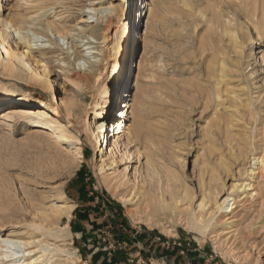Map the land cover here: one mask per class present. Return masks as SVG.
<instances>
[{
	"label": "rangeland",
	"instance_id": "rangeland-1",
	"mask_svg": "<svg viewBox=\"0 0 264 264\" xmlns=\"http://www.w3.org/2000/svg\"><path fill=\"white\" fill-rule=\"evenodd\" d=\"M138 15L139 0H0L2 18L33 27L37 50L16 54L24 69L0 57V86L8 91L0 92V236L60 245L42 264H143L145 253L154 264L156 255L139 253L138 245L157 237L183 250L194 243L202 252L185 254L199 263L206 253L211 264H264V175L251 173L264 156V0H159L148 62L135 84L130 40ZM88 24L96 27L88 49L93 71L79 82L69 74H85L88 63L79 67L68 54L74 39L87 42L77 35ZM1 31L13 41L10 29ZM113 43L122 73L108 102L110 123L137 130L130 141L122 132L101 170L113 125L104 142L89 141L87 119L110 79ZM52 93L60 116L38 118L34 103ZM22 94L34 101L29 112L3 119L6 104ZM121 100L137 114L117 115ZM33 120L66 138L33 132ZM246 183L253 189L244 192ZM186 190L191 202L183 201ZM123 193L133 201L124 203ZM229 195L232 212L218 208ZM64 199L72 210L57 217ZM189 215L210 223L205 234L188 229ZM226 216L233 231L222 234ZM48 228L65 229V239L56 241ZM31 248L41 255L40 246Z\"/></svg>",
	"mask_w": 264,
	"mask_h": 264
},
{
	"label": "bare ground",
	"instance_id": "bare-ground-1",
	"mask_svg": "<svg viewBox=\"0 0 264 264\" xmlns=\"http://www.w3.org/2000/svg\"><path fill=\"white\" fill-rule=\"evenodd\" d=\"M125 1L126 0H120V5H123ZM158 9H159V0H139V15L137 20L138 23L135 24L133 27L134 34L130 40V45L133 49L132 52L133 58L136 54L135 58L133 59V63L131 65L132 78L135 84H137L142 78L148 62V47H147L148 38L152 28L153 20L157 15ZM91 10L94 12L97 11L96 8H91ZM87 22H90V20H87ZM1 27L10 29L11 33L13 34L12 37L14 38L13 41H8V36H9L8 32L1 31ZM32 28L33 27L24 30V27L20 22H18V20H15L14 18H2L0 16V36L4 41L2 42L0 40V57L5 56L4 58L6 61L5 66H7L8 68L24 69L22 64H24L25 61L20 57H16V54L20 53L21 55H23L25 51L29 55L31 54V52L37 51L36 49H34V46L32 44L33 40L31 36L36 35L35 31H33ZM95 28H96L95 26L88 24L87 28H83L82 32L78 33L77 36L80 38L87 39V42L84 41V39L83 40L74 39L73 41L70 42L71 51L68 54L70 62H73L75 65L79 67L88 63L86 64L85 74L77 73L74 71H72L69 74L72 79H75L79 82L89 81L90 78L89 73L93 71V65L91 64L89 65L88 59L91 54L88 49L92 48L89 45L97 43V40L94 37ZM49 41H51V43H54V41L52 40ZM8 42H10L9 44L13 46H9ZM110 51H111L110 54L111 70L109 69V73H111L110 79L106 83H104V85L99 89L97 93L96 101L93 106V113L95 114V117L87 119V137L89 141L96 139L100 143L102 142V140L104 142V140L107 139L106 133H104L106 132V127L108 126V124L113 125L114 132L113 135L111 136V143H109L110 148L107 153L102 155L100 160L101 170H103L105 167L106 159L104 157L113 158L115 156V152L118 148L122 132L124 131L127 139L130 141L135 136L137 130L134 124H129V126L126 127L125 130H123L121 127L122 122H120L119 120H116L113 124L112 121L110 123L109 117L111 112L108 102L110 98H113V84L116 81L117 77L122 73L121 65H120L122 54H120L118 45H116V43H113ZM36 57H37L36 60L38 62H41L40 58L38 56ZM2 91H6V90L0 86V92ZM56 99H57L56 95L52 93V98H48V102H46L45 104H36L34 103L33 99L28 98L25 94L19 95V97H17L16 100L10 101L6 104V107L2 112L3 113L2 118L15 119L25 116L26 113L29 112L30 108H32L29 105L33 103L37 105V107L35 108V116H37L40 119H47L49 117H53L52 113H56L58 116H60L61 111L58 104L55 103ZM119 106H120V110L117 113V115L125 116L127 115L126 112H129L130 109L133 115L137 114L136 108H133V105L130 104L128 100H121ZM33 121L35 123L34 126L35 129L33 130V132L47 131L48 133L47 135H49V137L51 138L52 137H54L55 139L66 138V135L63 132H58L49 129L47 122L41 120H33ZM106 146H108V144ZM256 164L259 166H257L254 169H251V173H253V176L254 174L257 173H261L262 175H264V156L258 157L256 159ZM235 188H240V187L235 186ZM241 188L245 192L248 190H252L253 185L252 183H246L244 185H241ZM192 198L193 196L190 194L188 190H186L184 192L183 201L191 202ZM120 199L124 203H130L133 201L134 197L131 196L130 194L123 193L120 195ZM235 203H236L235 197H230L229 195L222 200L218 208L225 209L226 212H232L236 207ZM206 204L207 203L205 201V198H203L198 203V205H196V208L198 209V211L204 210ZM71 210H72V205L70 204L69 200L64 199L63 203L59 204L56 207V216L58 217L63 214H69ZM150 213L151 212H149L148 214ZM151 216H149V218ZM187 218H188V229L190 227L191 229L199 230L203 234L206 233L210 223L205 222L204 220H202V218L197 217L195 215L193 216L189 215ZM225 222L226 223L224 225L223 228L224 230L222 234L230 233L233 231L232 230L233 220L230 219V216H226ZM65 231H66L65 229L48 228L47 234L52 238H54L56 241H61L62 237H64V235L66 234ZM39 246H40L39 250L41 252V255L39 256L36 255L37 256L36 257L34 256L36 250L35 249L33 250L31 247H39ZM55 250L63 251L60 245L56 243H51V244L48 242L46 243L38 237H34L26 241V240L13 239L10 237L4 238L0 236V264H40V263L42 264L41 258L44 259L47 253H50V255L51 253L53 254V251ZM49 260L51 261L50 257Z\"/></svg>",
	"mask_w": 264,
	"mask_h": 264
},
{
	"label": "crops",
	"instance_id": "crops-1",
	"mask_svg": "<svg viewBox=\"0 0 264 264\" xmlns=\"http://www.w3.org/2000/svg\"><path fill=\"white\" fill-rule=\"evenodd\" d=\"M170 239H166L163 237H157V239L153 240H144V244L140 243L139 246V253L142 251L151 252V254H155L156 258L154 261V264H211L212 262L209 261L208 257L206 256V253H203L202 255V263H199L196 258H190L192 253H189V255L185 254L186 252H190L191 250L193 252H196L197 250L199 252H202L199 250L194 243L190 244L188 243V247H184L185 250H183L180 247L172 246L170 243ZM175 243V241H173ZM146 246V247H145ZM182 249V250H181ZM180 250L182 252H180ZM175 251V252H174ZM184 253L185 256H178V254ZM145 259L142 260L143 264H150L152 261L150 259V256L148 254H144ZM117 257V256H116ZM209 262V263H208ZM153 263V262H152Z\"/></svg>",
	"mask_w": 264,
	"mask_h": 264
}]
</instances>
